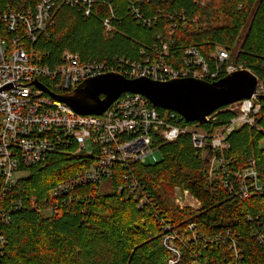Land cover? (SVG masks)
Instances as JSON below:
<instances>
[{
    "label": "trees",
    "instance_id": "trees-1",
    "mask_svg": "<svg viewBox=\"0 0 264 264\" xmlns=\"http://www.w3.org/2000/svg\"><path fill=\"white\" fill-rule=\"evenodd\" d=\"M127 2L98 0L87 17L75 7H56L51 24L38 34L35 46L48 53L50 63L58 62L64 50L83 59L117 56L140 60V50L150 52L160 35L173 39V56L195 46L213 67L210 53L216 46L230 52L240 29L248 26L233 62L264 80V0H152L140 5L146 18L157 16L149 26L137 23L126 9ZM32 3L0 0V8L10 5L24 9ZM109 6L115 29L105 35L102 21L110 15ZM172 22L175 27L171 35ZM259 103L258 129L243 125L233 131L223 157L228 162L229 177H234L248 158H254L258 178L264 183V147L259 146L264 139V95ZM233 114L221 107L215 111L214 120L200 126L212 132ZM154 145L159 159L130 163L132 174L151 201L142 209L128 192L118 191L125 169L115 164L108 178L110 192L99 193L98 188L83 185L75 193L85 199H73L48 214L45 200L49 191L92 158L62 152L26 168L25 175L0 198V212L8 216V222L0 219L4 240L0 242V264H167L171 253L162 244L167 232L164 226L184 233L189 224H195L200 237L230 236L239 255L235 258L230 239L208 245L200 238L199 243L182 247L180 264H264V240H258V234L264 235V191L241 198L223 185L219 169L215 170L216 178L210 179L209 155L205 157L195 149L188 134L169 142L155 140ZM173 186L188 190L200 207L175 206L168 192ZM17 200L21 206L14 208Z\"/></svg>",
    "mask_w": 264,
    "mask_h": 264
},
{
    "label": "built area",
    "instance_id": "built-area-1",
    "mask_svg": "<svg viewBox=\"0 0 264 264\" xmlns=\"http://www.w3.org/2000/svg\"><path fill=\"white\" fill-rule=\"evenodd\" d=\"M21 1L25 4L26 0ZM96 1L33 0L24 9H15L10 5L0 8V198L25 175L26 168L52 154L67 152L92 159L87 166L59 181L49 191L45 200L48 214H54L59 206H67L73 199H85L75 191L83 185L98 188L104 178L111 177L115 164H121L125 169L118 191L128 192L137 202V207L142 209L151 201L140 181L132 174L130 163L145 164L149 157L155 162L157 159L152 156L157 150L155 140L169 142L185 134L189 135L193 147L201 150L203 156L211 155L209 149H212L225 187L241 198L262 194L264 183L258 178L254 158H248L246 165L234 177H229L228 162L223 157V152L229 149L228 136L233 131L243 125L258 129L256 115L262 106L252 101L264 95V80L258 76L252 97L224 106L223 109L234 114L225 124L213 128L212 132L202 128L198 122L185 123L180 113L173 110H159L138 93H123L102 114L83 116L33 84L37 80L51 93L63 95L72 92L90 77L110 72L128 78L147 77L158 81L192 77L211 82L244 69L234 62L228 63L230 52L222 46H216L209 55L210 59H214L213 67L195 46H188L179 56H173L170 51L173 39H164L160 35H157L159 41L150 52L140 50L143 55L140 60L117 56L105 60L83 59L78 53L64 50L58 62L47 61L48 53L37 49L35 44L38 34L45 32L51 24L53 10L61 6L75 7L87 17ZM151 1L128 0L126 9L137 23L149 26L157 20V16L146 18L140 5ZM109 13L108 18L102 21L105 34L115 29L111 7ZM183 14L181 12L184 20ZM174 27L172 22L171 35ZM214 113L206 117L207 122L215 119ZM187 193L190 194L184 190V194ZM180 199L174 197L177 205L183 208ZM20 203V200L15 201L14 208H19ZM155 216L159 219L157 213ZM0 219L8 222L4 211L0 212ZM194 227L195 224H189L186 232L181 233L169 225L164 226L167 232L162 236V244L171 253L167 264H180L182 247L197 244L200 238L208 245L231 238L228 235L200 237ZM258 240L263 242L264 235L258 234ZM0 242L4 243L1 233ZM229 243L235 258H238L236 242L230 239Z\"/></svg>",
    "mask_w": 264,
    "mask_h": 264
},
{
    "label": "water",
    "instance_id": "water-1",
    "mask_svg": "<svg viewBox=\"0 0 264 264\" xmlns=\"http://www.w3.org/2000/svg\"><path fill=\"white\" fill-rule=\"evenodd\" d=\"M257 82V76L244 68L211 82L192 77L158 81L147 77L128 78L110 72L90 77L63 95L51 93L37 80L33 84L83 116L102 114L121 94L129 92L145 96L157 108L180 113L185 123L202 124L217 109L250 99ZM209 150L211 154L212 149Z\"/></svg>",
    "mask_w": 264,
    "mask_h": 264
},
{
    "label": "rangeland",
    "instance_id": "rangeland-1",
    "mask_svg": "<svg viewBox=\"0 0 264 264\" xmlns=\"http://www.w3.org/2000/svg\"><path fill=\"white\" fill-rule=\"evenodd\" d=\"M247 28L248 26H245V27H242L238 33V36H237V39L235 40V43L233 44V47L230 51V59L228 60V63H231L234 61V57H235V54H237V52L239 51V48H240V45H241V42L243 41V38L246 34V31H247ZM105 34V33H104ZM105 35H109L108 34H105ZM253 102H259V98H253L252 99ZM260 147H264V139L260 142L259 144ZM152 156H155L156 159H159V152L158 150H155L152 154ZM154 157V158H155ZM209 163L207 164V169H208V172H209V176H210V179H214L216 178L215 177V170L218 168L217 167V160L214 159V155L212 154L211 152V155H209ZM148 163H152V157H149V159H147ZM98 191L99 193H107V192H110L111 190V184H110V181L108 178H104L100 184L98 185ZM177 187V188H176ZM184 190L186 189H183L179 186H173L172 188H170L168 190L169 192V195L171 197V201L172 203L177 206L178 208L179 205H177V203L175 202L174 200V197H180L181 199V202L183 204V208H190V209H198L200 207L199 203L197 202V200L194 198V196H192L191 194H184ZM78 251V250H77Z\"/></svg>",
    "mask_w": 264,
    "mask_h": 264
}]
</instances>
